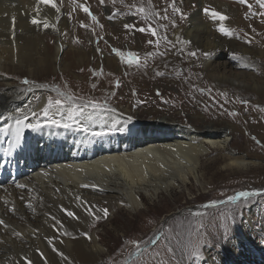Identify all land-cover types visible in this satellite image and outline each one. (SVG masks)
Returning <instances> with one entry per match:
<instances>
[{
  "label": "bare ground",
  "instance_id": "6f19581e",
  "mask_svg": "<svg viewBox=\"0 0 264 264\" xmlns=\"http://www.w3.org/2000/svg\"><path fill=\"white\" fill-rule=\"evenodd\" d=\"M131 1L135 11L141 7L148 15L152 10L148 9L147 0ZM186 1L190 4L193 0ZM85 2L101 4V0ZM221 6L224 8L221 11L233 14V6ZM167 10L165 17L170 20L172 10ZM58 14L51 4H43L40 0H0V73L5 76L0 89V220L4 221L0 225V264H101L108 248L101 244V236L92 230L100 223H112L123 210L131 216L142 215L141 209L146 207L147 201L169 194L176 188L190 191V183L203 188L205 179L201 170L213 152L218 153L216 160H220L222 170L245 171L261 164L249 154L231 148L229 135L233 126L208 124L203 114L198 115L200 127L182 125L169 114L158 115L153 123L141 124L138 113L121 108L88 107L76 111L77 108L70 105L67 112H56L45 120L40 114L47 106V100L45 103L41 101L39 94L32 97L33 89L9 81L8 75L10 71L18 73L24 68L34 78L52 69L59 54L65 50V44L63 39L58 40L62 43L57 45L54 57H50L44 32L53 28L65 30L70 18L68 15L60 19ZM33 18L41 23L45 20L50 23L49 27H34ZM189 18L188 25L186 21V24L173 28L176 50L164 59L165 54L161 56L162 59H157L152 68H176L191 61L177 55V51L184 48L181 43L187 40L202 51L203 75L208 80L229 85L227 89H231V94H240L245 89L251 99L264 98V77L254 79L245 73H230L228 68L234 64L228 60L222 62L226 57L232 58L229 53H235L240 66L250 67L252 65L247 60H252V55L261 57L264 53L226 40L224 32L218 31L214 23H208L202 11L193 12ZM107 62L109 67H114L118 59L113 57ZM213 63L221 70L213 69ZM192 69L184 77H189L194 84L192 80L197 74ZM24 116L27 117L25 125L31 123L37 127L18 126L16 119ZM18 127L21 129L19 136ZM20 148L30 149L26 160L20 156ZM105 208L108 209L107 216L98 211ZM68 211L74 216L69 217ZM250 226L251 222L245 226L247 234L251 232ZM261 248L264 252V246ZM246 252L244 248L242 253ZM242 253L235 252L237 257ZM261 256V261L249 259L251 263L264 264V253ZM235 264L245 263L235 260Z\"/></svg>",
  "mask_w": 264,
  "mask_h": 264
},
{
  "label": "rangeland",
  "instance_id": "374dc122",
  "mask_svg": "<svg viewBox=\"0 0 264 264\" xmlns=\"http://www.w3.org/2000/svg\"><path fill=\"white\" fill-rule=\"evenodd\" d=\"M147 1L150 4L148 9H152L151 16L133 10L131 0H104V3L99 4L98 1L95 5L85 0H56L59 18L65 19L68 15L70 18L65 30L53 28L45 31V42L47 53L52 58L57 45L62 43L58 40L63 39L65 50L59 54L50 71L33 78L24 68L19 74L13 70L8 75L9 81L22 88L33 89L32 97L39 94V99L44 103L49 98L61 101L60 105L54 104L49 108L48 116L40 114L47 121L56 112H67L70 105L77 111L91 107L84 105L92 102L104 106L95 109L121 108L138 113L141 124L153 123L157 117L169 114L182 125L200 127L198 115L203 114L208 124L227 123L233 126L229 135L231 148L259 160L260 166L245 171L222 170L220 160H216L218 153L213 152L204 161L201 170L205 179L203 188L192 183L188 184L190 191L176 188L169 194L147 201L140 217L136 214L131 216L123 210L112 223H100L92 233L96 231L101 236V244L108 248L101 264H235V260L254 264L249 258L261 261L264 253L261 250V246H264V98L251 99L245 94V89L240 94H231V89H227L229 85L208 80L203 75L202 51L187 40L181 43L184 48L178 50L177 55L180 58L188 57L191 61L163 70L160 66L152 68V65L164 54L163 59L176 50L173 28L186 24V21L188 25L193 12L200 11L208 23L215 24L213 26L218 31L224 29L221 33H228L226 40L264 53V7H260L257 0H247V3H240V0H193L190 4L185 0ZM222 4L233 6V16L228 11H221L224 9L221 8ZM165 9L172 10L170 20L164 18L168 12ZM212 12L223 15L226 20L212 16ZM92 16L96 19L93 20ZM42 24L34 27H43ZM126 24L132 27L125 28ZM141 28L145 31H139ZM163 29L167 34H163ZM167 43L169 45H165ZM117 52L123 53V58ZM234 54L229 53L232 58L222 59V62L228 60L234 64L228 68L230 73H245V76L254 79L264 77V55L262 59L256 54L252 55V60H247L252 66L247 67L240 66L239 58ZM113 57L118 59L117 66L109 67L107 59ZM74 60L77 62L70 66ZM213 64V69L221 70L219 65ZM190 68L197 74L196 80H192L194 84L189 77H184ZM203 76L202 79L198 78ZM4 77L1 72L0 89ZM25 80L29 83L25 84ZM239 192L254 195L229 200ZM250 222L251 232L247 234L245 226ZM129 241H136V244ZM197 245L200 248L199 259L191 255L195 253ZM169 247L174 251H168ZM244 248L246 253H242ZM237 251L242 256L237 257Z\"/></svg>",
  "mask_w": 264,
  "mask_h": 264
},
{
  "label": "snow or ice",
  "instance_id": "6c2138e0",
  "mask_svg": "<svg viewBox=\"0 0 264 264\" xmlns=\"http://www.w3.org/2000/svg\"><path fill=\"white\" fill-rule=\"evenodd\" d=\"M40 2L43 3V4H46V5H47V4H51L52 7L55 8L57 12H59V8L56 7L55 3H53V0H40ZM103 2H104V0H101V3H103ZM240 3H247V0H240ZM257 3L259 4L260 7H264V0H257ZM248 6L251 7V5H248ZM84 11L87 12L88 9L85 8ZM138 11L143 12L144 9H143V8H140V9H138ZM165 11H167V9H165ZM175 11H179V9H175ZM206 11H207V10H206ZM148 15L151 16L152 13L149 12ZM211 15L214 16V17L219 16V19H221V20L226 19V17H224L223 15H220V14L217 13V12H212ZM146 18H147V17H146ZM165 18H166V17H165ZM92 19L95 20L96 17H95V16H92ZM31 23L34 24V25H38V24L41 23V21H38L37 19L33 18V19L31 20ZM173 26H174V24H173ZM43 27L48 28V27H49V24H48L46 21H44V22H43ZM131 27H132V25H128V24L125 25V28H131ZM220 30H221V31H224V29H220ZM139 31L143 32V31H145V29L141 28V29H139ZM152 34L155 35V34H156L155 31H153ZM227 34H228V33L225 32V35H227ZM149 43H151V41H149ZM117 54L120 55V56L123 58V53L117 52ZM192 55H194V53H192ZM133 59H134V57H133ZM158 74H159V75H162V73H158ZM24 83H25V84H28L29 81L25 80ZM245 103H247V102L245 101ZM54 104H55V105H60V104H61V101H60L59 99L53 101L51 98H49V99H48L47 106H45V107L42 109L43 114H44L45 116H48L49 108L52 107ZM88 106H91V107L94 108V109H95V108H101V107H104L103 105H99V104L92 103V102H89V104L84 105V107H88ZM33 115H35V113H33ZM71 118H72V117H71V114H70V115H69V119H71ZM26 119H27L26 116H24L23 119H21V118H17V119H16V124H17L18 126H19V125H23L24 127H29V128H35V127H37V125H33V124H31V123L25 125V124H24V120H26ZM52 122H53V123H57V121H55V120H53ZM64 126L67 127V125H64ZM20 131H21V129H20V127H18V128H17V134H18V136H19ZM251 195H254V193H250V192H239L237 195L229 197V200H231V201H235V200L240 199L241 197H249V196H251ZM93 207H95V206H93ZM98 211H102V212L104 213L105 216H107V214H108V209H106V208H105V209H98ZM67 215H68L69 217L74 216V214H73L71 211H68V212H67ZM59 223H60V222L57 221V224H59ZM3 224H4V221H3V220H0V225H3ZM16 235L19 236L20 233H16ZM51 242H52V241L49 240V243H51ZM129 242H130V243H133V244H136V241H129ZM137 248H139V245H138V244H137ZM54 250H55V249H54ZM168 251H174V250H173L171 247H169V248H168ZM174 254H175V253H174ZM61 255L63 256L62 253H61ZM191 255H194V258H195V259H199V258H200V248H199L198 245L196 246L195 253H192ZM24 259H27V258H24ZM64 259L67 260V257H64Z\"/></svg>",
  "mask_w": 264,
  "mask_h": 264
}]
</instances>
